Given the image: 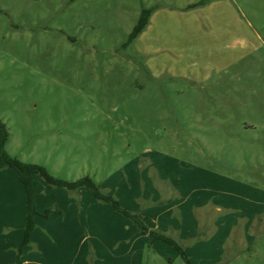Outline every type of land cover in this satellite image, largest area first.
<instances>
[{
    "label": "rangeland",
    "instance_id": "374dc122",
    "mask_svg": "<svg viewBox=\"0 0 264 264\" xmlns=\"http://www.w3.org/2000/svg\"><path fill=\"white\" fill-rule=\"evenodd\" d=\"M0 120L11 156L60 179L90 177L110 195L137 192L140 172L159 157L194 180L188 187L206 186L195 182L201 174L251 184L260 195L228 197L256 209L251 230L241 211H228L223 222L240 226L222 253L225 232L190 259L264 264V0H0ZM2 171L17 175L0 160ZM34 181L50 203L78 191L94 199L87 188ZM219 215L207 218L218 224ZM103 244L97 264H187L163 242L134 255ZM64 253L37 260L72 264Z\"/></svg>",
    "mask_w": 264,
    "mask_h": 264
},
{
    "label": "crops",
    "instance_id": "0c3cea01",
    "mask_svg": "<svg viewBox=\"0 0 264 264\" xmlns=\"http://www.w3.org/2000/svg\"><path fill=\"white\" fill-rule=\"evenodd\" d=\"M159 158L152 159L139 173L141 181L136 183L137 192L132 191L131 185L130 188H123V193L118 190L114 195L125 209L141 212L151 230L175 239L185 248L190 258L194 257L190 250L210 247L208 244L216 240L221 232H225L220 245L222 253L232 233L240 226L235 220L232 223L223 222L228 211H241V223L251 230L256 222V209L244 210L238 205L230 204L228 197H256L260 194H256L254 186L239 183L241 188H237V182L201 174L199 177L195 176V182L199 181L206 186L188 187L186 183L194 180L187 178L173 161ZM6 173L7 176L3 171L0 175V264H16L17 249L24 239L27 196L18 173ZM229 187L233 189V195L230 194ZM79 192L78 195H60L59 198L54 195L51 203L46 195L36 196L37 227L32 233L30 245L24 248L23 264H45L38 261L37 257L42 258L48 251L58 247L75 261L82 257L83 261L90 262L91 257H95L97 264L105 259L104 241L111 242L113 247L125 248L131 255L144 250L147 244L156 246L163 242L154 241L150 235L142 233L132 220L117 213L110 205L93 196L94 199L88 195H79ZM40 204L43 205L42 209ZM50 208L54 212L45 216L46 210ZM213 212L220 214L219 218L223 216L221 221L218 218V224H212ZM209 226L212 227L211 230ZM32 247L38 251L32 252ZM91 249L93 252H90ZM75 261L71 263L75 264Z\"/></svg>",
    "mask_w": 264,
    "mask_h": 264
},
{
    "label": "trees",
    "instance_id": "16d2710c",
    "mask_svg": "<svg viewBox=\"0 0 264 264\" xmlns=\"http://www.w3.org/2000/svg\"><path fill=\"white\" fill-rule=\"evenodd\" d=\"M154 10L155 9L153 8L143 9L138 22L129 35L128 43L136 40L146 30V28L150 24L151 16ZM9 135L10 134L7 125L2 120H0V160L4 162L7 168H13L16 170L19 176V180L25 188L27 196V219L25 224L24 239L20 247L17 249L16 264H23L22 257L24 248L30 245L32 233L37 227L35 221V217L38 215V211L36 208L37 192L34 186L35 175L43 178L48 187L65 188L69 191H76L81 188H87L96 200L110 205L117 213L132 220L142 233L150 235L154 241L159 240L170 244L176 250H178L179 254L187 264H194L189 255L186 253L185 248L180 243L162 232L151 230L146 224V217L143 216L141 212H132L125 209L121 205L117 197L104 192L92 178L84 177L76 181L60 179L53 176L45 167L36 164L25 163L18 158L11 156L6 149ZM52 212H54V209L50 208L46 210L44 215L49 216Z\"/></svg>",
    "mask_w": 264,
    "mask_h": 264
}]
</instances>
